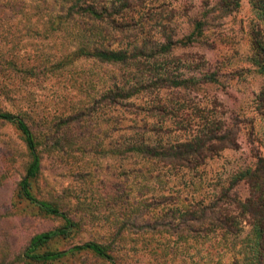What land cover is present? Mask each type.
<instances>
[{"label":"rangeland","instance_id":"374dc122","mask_svg":"<svg viewBox=\"0 0 264 264\" xmlns=\"http://www.w3.org/2000/svg\"><path fill=\"white\" fill-rule=\"evenodd\" d=\"M234 1L0 0V113L76 223L40 251L113 257L25 256L65 220L22 196L30 152L0 119V264H264V9Z\"/></svg>","mask_w":264,"mask_h":264},{"label":"trees","instance_id":"16d2710c","mask_svg":"<svg viewBox=\"0 0 264 264\" xmlns=\"http://www.w3.org/2000/svg\"><path fill=\"white\" fill-rule=\"evenodd\" d=\"M239 1L240 0H235L234 2H239ZM253 2L255 5L259 3L261 9H264V0H253ZM232 3L233 2H229L228 5H231ZM259 46H262V43L261 44L259 43ZM100 55L104 56V58L110 59V58H118L120 54H116L114 52L111 53L101 52ZM260 72L264 75V63H261L260 65ZM260 102H261L260 103L261 111L264 114L263 96H261ZM0 119L8 121L17 126V128L21 131L24 140L27 144L28 150L30 152L31 161L28 166L27 173L20 183V192L22 196L25 199L30 200L31 202L37 204L43 212L51 215L61 216L65 220V224L62 227L55 229L53 231L43 232L34 236L33 239L31 240L30 245L25 251V256L29 259L49 261V260H55L61 258L76 251L89 250V251H93L94 253H96L97 255L103 258L112 260L113 257L108 251V249L104 245L97 243L95 241H89L82 245H75L74 247L68 250H60V251L49 250L44 252L40 251L41 248L47 245L54 237L69 234L70 231L74 229L76 223L66 212L62 211L57 206L49 202L37 199L30 190L31 180L38 175L41 169L42 158L37 146L36 138L28 123L21 116L10 112L0 113ZM261 163H264V158H261ZM251 181L253 187L259 193V195H257V198H259L261 202L258 205L253 203L252 207H250L249 210L253 213L255 217L259 218V226L256 235L258 239L257 243L259 244L261 252H263L261 258L262 260H264V198H263L264 182L259 183L258 181L255 180H251Z\"/></svg>","mask_w":264,"mask_h":264}]
</instances>
